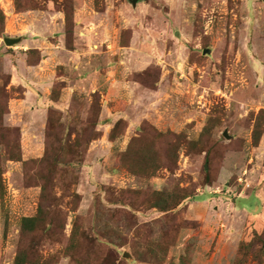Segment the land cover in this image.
Returning <instances> with one entry per match:
<instances>
[{
	"label": "rangeland",
	"instance_id": "374dc122",
	"mask_svg": "<svg viewBox=\"0 0 264 264\" xmlns=\"http://www.w3.org/2000/svg\"><path fill=\"white\" fill-rule=\"evenodd\" d=\"M0 9V264H236L264 234V0Z\"/></svg>",
	"mask_w": 264,
	"mask_h": 264
},
{
	"label": "trees",
	"instance_id": "16d2710c",
	"mask_svg": "<svg viewBox=\"0 0 264 264\" xmlns=\"http://www.w3.org/2000/svg\"><path fill=\"white\" fill-rule=\"evenodd\" d=\"M18 7L21 8V3H18L17 5ZM33 11L32 7L28 6L26 8H22V11ZM67 17V22L68 24L72 21V18L70 17L69 13L66 14ZM5 22H6V17L3 13V11L0 9V40L4 38V34H5ZM28 58H29V64L30 66H37L38 64H40L41 59H42V53L40 51L37 50H30L28 53ZM31 56H32V61H31ZM33 57H36V59L33 60ZM2 110V106L0 105V111ZM264 116V111L262 112V114L259 116V118H263ZM261 125L260 127H258L257 131H256V141H260L261 140V135H264V129H261ZM113 138V135H112ZM47 190V189H46ZM44 191V198L46 196V191L45 189ZM185 191L182 192V194ZM159 196H163V194H158ZM188 198H190V196L188 194H184L182 195V197L180 198L181 202L187 200ZM181 202H179L177 205H180ZM163 212H169L170 209H162ZM43 214H44V209L40 208V212L38 214V216L36 217H32V218H25L23 220V225H22V231L24 232V234L26 235L27 232H35L37 230V228L39 226L42 225V223H44L45 219L43 218ZM27 254H21L19 259H18V263L20 264L23 261H28L27 259ZM252 256L254 258L255 261H258V264H264V234L263 235H259L257 234L256 237L254 238V240L250 243H243L241 244L240 248H239V252H238V259L236 264H248L250 263V261L252 260Z\"/></svg>",
	"mask_w": 264,
	"mask_h": 264
},
{
	"label": "crops",
	"instance_id": "0c3cea01",
	"mask_svg": "<svg viewBox=\"0 0 264 264\" xmlns=\"http://www.w3.org/2000/svg\"><path fill=\"white\" fill-rule=\"evenodd\" d=\"M26 15H29V14H26V13H24V14H21L20 16H26ZM23 40V39H22ZM26 41V40H25ZM37 42V41H36ZM28 47V46H27ZM56 48H59V47H56ZM28 49H31V47H29ZM27 49V50H28ZM37 49V48H36ZM38 50H40L41 51V53L43 54L42 55V57H43V62L45 63L46 61H48V59H47V56H46V53H43L44 51H43V49H40V48H38ZM64 50V49H63ZM64 52H65V50H64ZM67 52H69V51H67ZM70 53H72V52H70ZM60 55H64V57H67L68 55L67 54H63V53H61V54H59V56ZM27 58H28V55H27ZM95 61H100V59H98V57H96L95 58ZM98 63V62H97ZM43 64V63H42ZM41 63L40 64H38L37 66H31V69H36V68H38V67H40L41 65H42ZM29 66V65H28ZM30 67V66H29ZM79 69H80V66L79 65H77L76 66V72L77 73H75V74H80L78 71H79ZM101 67H98L97 68V70H96V73L99 75L98 76V79H96V77H95V74H91V73H84L83 75H82V79L84 80V78H87L88 79V81L90 82V83H93V81L96 79L97 81H98V84L99 85H101V86H104V85H106V84H108L111 80H112V78L111 77H107L106 75H103V74H101ZM40 74V77H39V80H40V82L38 83L39 85V87H41V88H44L45 89V92H46V97H45V101H44V99H42L41 101H38L37 100V103L39 104V107H41V105H43L44 103H46L47 101H49L48 100V97H47V94H50V92H51V88H52V85L53 84H47V83H49V82H47L48 81V75H50L47 71L46 72H42V73H39ZM38 74V75H39ZM74 81V89L72 90V92H74L75 90H76V88H78L79 87V83L77 82V81H75V80H71V83ZM85 81V80H84ZM76 84H78L77 86H76ZM50 85V87L49 88H47L48 86ZM28 93H30V92H28ZM29 98V97H28ZM47 100V101H46ZM26 102H28V99H27V101ZM25 103V102H24Z\"/></svg>",
	"mask_w": 264,
	"mask_h": 264
},
{
	"label": "water",
	"instance_id": "95a60500",
	"mask_svg": "<svg viewBox=\"0 0 264 264\" xmlns=\"http://www.w3.org/2000/svg\"><path fill=\"white\" fill-rule=\"evenodd\" d=\"M131 2V4L133 5V7H137L139 3H141L143 0H129ZM22 38H10L7 37L4 39V42L6 44V46L8 47H15L18 46L19 44L22 43ZM210 51H206L205 54L209 53ZM225 137L226 138H230L228 132L225 133ZM126 258L129 257V255H125Z\"/></svg>",
	"mask_w": 264,
	"mask_h": 264
}]
</instances>
